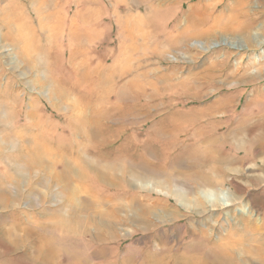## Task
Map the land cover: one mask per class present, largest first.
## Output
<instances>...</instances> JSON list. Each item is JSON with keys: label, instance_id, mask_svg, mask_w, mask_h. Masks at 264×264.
<instances>
[{"label": "rangeland", "instance_id": "374dc122", "mask_svg": "<svg viewBox=\"0 0 264 264\" xmlns=\"http://www.w3.org/2000/svg\"><path fill=\"white\" fill-rule=\"evenodd\" d=\"M237 24L244 49L213 44ZM254 36L264 0H0V264H92L90 246L145 264L258 220L262 156L220 137L264 113Z\"/></svg>", "mask_w": 264, "mask_h": 264}, {"label": "bare ground", "instance_id": "6f19581e", "mask_svg": "<svg viewBox=\"0 0 264 264\" xmlns=\"http://www.w3.org/2000/svg\"><path fill=\"white\" fill-rule=\"evenodd\" d=\"M242 13V12H240ZM242 16L244 14L242 13ZM244 24H237L236 29L244 34L241 37H233L234 39H228L226 36H221L220 41L213 43L215 46L218 44H228L233 48L244 49L246 47L245 40H249L251 37L249 33L244 29ZM254 35L256 33H253ZM260 35V34H259ZM258 35V36H259ZM263 35V34H262ZM233 36V35H231ZM254 36L253 39L255 44L264 42L262 38ZM264 38V36H263ZM236 39V40H235ZM212 43L199 42L196 47L204 50L210 47ZM254 44V43H253ZM248 45V44H247ZM257 95V93H256ZM257 99H264V96H258ZM262 103V100H260ZM251 119V120H250ZM248 137L251 141V146L249 145L246 149V153L255 152L256 155H261V161L264 162V113L257 115L254 119V114L251 113L248 117L240 118L237 120L232 128H228L224 131L222 139L226 141L227 139H235L238 144L242 142V138ZM252 145L254 149H252ZM215 160V158L213 159ZM228 160V159H227ZM230 163V161L224 162V164ZM241 163V162H240ZM242 165V164H241ZM216 171V170H214ZM213 171V173H214ZM249 176L251 182L254 179H259V176ZM211 183L213 185L216 183L212 181H192V190L199 187L201 183ZM190 190V189H189ZM191 192V191H190ZM222 195L224 192H220ZM199 197H203L205 200V206L207 208L215 206H228L229 201L223 199L217 194V199H211L209 196L212 194L210 189H202L198 193ZM197 197V198H199ZM4 200V194L0 190V201ZM202 200V199H201ZM5 201V200H4ZM203 203V202H202ZM202 203L199 201L194 202L196 207H203ZM195 209L196 212L200 211ZM238 212L250 213L249 208H238ZM264 213L259 217L258 220L250 221V225H243L241 229H236L233 225L229 228L226 234L217 235L213 231L212 235L207 232L205 227H197L190 230V239L182 243L179 247H172L169 245L161 246L155 255L148 251L146 254L145 264H253L256 260L259 261L258 264H264ZM225 215H228L226 213ZM231 223V222H230ZM259 224V225H258ZM204 228V229H203ZM213 229L214 228H210ZM185 236V235H184ZM182 240V239H181ZM180 242V241H179ZM12 251L10 246L8 252L6 253V258L10 257L9 252ZM239 256V258H238ZM8 259H4L6 262Z\"/></svg>", "mask_w": 264, "mask_h": 264}, {"label": "crops", "instance_id": "0c3cea01", "mask_svg": "<svg viewBox=\"0 0 264 264\" xmlns=\"http://www.w3.org/2000/svg\"><path fill=\"white\" fill-rule=\"evenodd\" d=\"M88 252H91V260L92 264H116L115 263V251L112 247L106 246L103 248L102 246L93 247L90 246ZM82 259V258H81ZM85 261V259H84ZM122 263V262H121ZM119 262V264H121Z\"/></svg>", "mask_w": 264, "mask_h": 264}]
</instances>
